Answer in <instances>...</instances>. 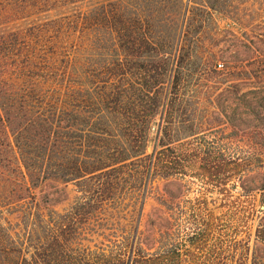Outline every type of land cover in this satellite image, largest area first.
Instances as JSON below:
<instances>
[{"label": "trees", "instance_id": "16d2710c", "mask_svg": "<svg viewBox=\"0 0 264 264\" xmlns=\"http://www.w3.org/2000/svg\"><path fill=\"white\" fill-rule=\"evenodd\" d=\"M91 1L0 0V264H180V246L199 248L204 240L206 199L170 193L153 197L161 224L145 239L142 219L153 183L179 168L164 153L172 150L174 107L183 105L175 98L183 72L174 61L162 95L165 81L149 69L154 60L142 59L148 66L142 73L150 72L142 79L145 75L121 57L138 60L140 48L158 56V46L172 34L181 38L183 28L189 31L202 20L187 16L192 0ZM192 38L188 49L185 43L178 47L184 51L180 60L195 55ZM259 71H252L257 79L264 73ZM262 81L244 92L239 82L230 83L227 90L238 103H217L229 137L239 131L247 141L258 137L261 153L264 116L250 95L262 104ZM210 82L208 87L216 81ZM184 106L191 108L193 101ZM203 124L192 123L184 137L198 151L193 162L221 190L230 182L219 176L224 165H246L236 157L226 162L202 143L198 129ZM150 139L152 151L146 153ZM157 147L163 158L156 155ZM261 162L246 168H260ZM47 183L74 187L63 210L35 193ZM258 189L255 212L264 213V176ZM185 218L205 227L183 235ZM217 264H264V223L259 220L232 256Z\"/></svg>", "mask_w": 264, "mask_h": 264}, {"label": "rangeland", "instance_id": "374dc122", "mask_svg": "<svg viewBox=\"0 0 264 264\" xmlns=\"http://www.w3.org/2000/svg\"><path fill=\"white\" fill-rule=\"evenodd\" d=\"M100 1L102 2V0L91 2ZM187 4L189 8L187 16L201 18L200 25L190 26L189 31L188 28H183L181 38L172 34L171 39L158 46V56L146 53L140 48L138 60L127 55L121 57L123 63L130 61L132 67L136 69L135 72L145 75L142 79L150 73H142L144 68H148L147 65H142V59L154 60V65L149 69H154L151 75L157 79H164L162 95L166 92L164 91L166 81L174 74L172 69L174 61L181 63L183 72L180 75L182 84L175 95L176 101L183 102V105L174 107L176 115L175 122L170 126L172 141L169 145L172 150L164 153L168 155V161L179 163L177 166L179 168L173 170L172 177L158 178L153 183L154 188L151 197L146 201L142 219L145 239L149 241L147 237L150 238L153 230L157 229V224H161L159 206L153 197L167 196L168 193L182 195L179 199L185 200L203 197L207 201L206 209L202 212L207 227L204 240L199 248L180 246L182 257L180 264H217L219 260L232 256L235 247L240 246L243 239L252 233L259 220L264 223V213L255 212L261 197V190L258 187L264 176V152L261 153L258 148L259 138L247 141L248 138L242 131L229 137L230 130L223 123L225 114L220 112L217 106V103H221V106L234 107L238 103L235 95L227 90L230 83L239 82L242 92L255 87L253 85L259 80H263L264 86V73L257 74L261 79H257L252 73L253 70L256 73L261 72L260 69L264 71V0H192ZM193 35L196 39L195 55L180 60L179 55L184 51L180 52L178 47L185 43L184 49H188ZM210 81L216 82L208 87L212 84ZM217 94H221V97L215 100ZM250 97L252 105H258L261 115L264 116V100L262 104H257L259 98H254L253 94ZM188 99L194 104L189 109L184 106ZM225 112L228 113V110ZM201 121L204 124L199 126L198 131L202 130V135L200 134L202 143L211 146L213 152L217 154L220 152L226 162L236 157L242 165H246L237 169L229 163L224 165L219 176L228 177L230 182L224 187L221 186V190L219 186L208 182L206 179L209 173L200 169L197 162H193L195 160L193 156H196L198 151L194 142L189 143L190 137H184L192 123L197 125ZM159 122L160 113L152 120L149 137L156 136L155 129ZM254 132L256 131L252 132L253 135ZM246 141L250 142V146L243 144ZM148 143L146 153H150L153 147L152 139ZM160 149L157 147L156 155L163 158V154L159 153ZM259 160L262 161V167L247 170L246 167L249 169V165ZM211 171L215 173L212 168ZM237 176H240L241 181L237 180ZM211 178L215 179V176ZM231 182L236 186L230 187ZM35 193L40 197L46 195L47 204L60 211L70 203L74 196V187L72 184L65 186L47 183L36 189ZM189 211L190 209L186 210L185 217ZM198 222L200 225L194 226L189 218H185L182 222V234L205 227L203 222L200 220ZM189 255L194 257L191 263L186 260Z\"/></svg>", "mask_w": 264, "mask_h": 264}]
</instances>
